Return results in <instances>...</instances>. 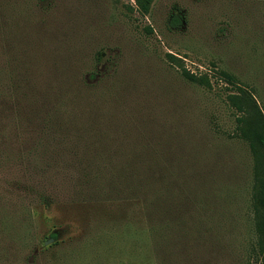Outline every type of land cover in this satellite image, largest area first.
<instances>
[{
  "label": "rangeland",
  "instance_id": "374dc122",
  "mask_svg": "<svg viewBox=\"0 0 264 264\" xmlns=\"http://www.w3.org/2000/svg\"><path fill=\"white\" fill-rule=\"evenodd\" d=\"M243 92L264 118V0H0V264H257ZM88 151L151 156L182 222L88 195Z\"/></svg>",
  "mask_w": 264,
  "mask_h": 264
},
{
  "label": "trees",
  "instance_id": "16d2710c",
  "mask_svg": "<svg viewBox=\"0 0 264 264\" xmlns=\"http://www.w3.org/2000/svg\"><path fill=\"white\" fill-rule=\"evenodd\" d=\"M150 1L136 0L141 14L148 13ZM179 21V18L175 16L171 18L173 24H178ZM181 73L189 82L209 85L208 79L204 75L197 76L185 70ZM246 94L248 92H243L241 94L243 96L230 94L228 97L231 104L242 113L238 116L239 130L237 131L240 139L247 143L252 160L249 201L252 237L248 245L247 257L248 261L264 264V162H262L264 159V118L255 98L251 94ZM84 154L82 159L88 163L82 166L81 173L88 175L85 183L89 189L88 195L91 196L94 191L98 192V190L113 192L126 198L138 197L141 194L145 201V211L150 222L149 227L156 226L154 211L157 210H159V215L156 219L163 230L168 229L169 226L166 218L171 220V225L173 223L177 226L182 222L183 211H185L184 192L177 190V181L171 179V172L165 170L164 166L158 165L157 161H154V164L151 156L143 155L145 160H142L140 154L129 153L127 155L120 151L118 156L122 158L123 162L119 163L117 160L112 161L111 156L113 155L105 152L93 151L90 153L88 151ZM85 170L88 171L87 174ZM91 170L94 171L92 177L89 172ZM153 198H158L159 201L155 203ZM47 201L48 198L44 200L46 204ZM160 201L162 205L159 204ZM158 233L157 235L161 236V232ZM53 236L51 235V237ZM161 237L165 241L167 240L165 234ZM158 239L160 240V238H157L160 244ZM162 249H160L161 252Z\"/></svg>",
  "mask_w": 264,
  "mask_h": 264
}]
</instances>
